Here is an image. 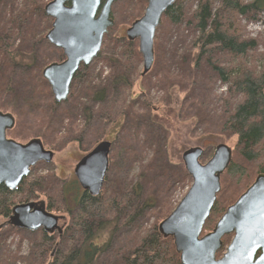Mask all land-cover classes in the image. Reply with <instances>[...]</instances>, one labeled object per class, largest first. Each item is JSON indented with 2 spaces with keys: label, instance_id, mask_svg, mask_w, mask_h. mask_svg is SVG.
Here are the masks:
<instances>
[{
  "label": "trees",
  "instance_id": "16d2710c",
  "mask_svg": "<svg viewBox=\"0 0 264 264\" xmlns=\"http://www.w3.org/2000/svg\"><path fill=\"white\" fill-rule=\"evenodd\" d=\"M147 1L139 0V6L142 4L146 7ZM185 1L177 0L164 14L160 25L163 28L167 22L171 26L187 28L190 35L186 42L188 39L190 41L185 55H181L179 50L171 49L167 71L161 76H151L159 59L156 53L153 71L145 76L140 75L141 90L142 93L147 90L146 96H141L137 103L129 102L126 98V90L133 87L132 82L137 78L136 70L143 61L138 42L133 43L122 37L116 40L109 31L97 59L110 70L111 75L105 83L91 85L93 81L90 73V81L86 80L88 88L82 97L84 100L76 104L79 109L83 107V115H86L90 124L87 123L86 132L73 125L74 133L70 132V135L79 132L81 135H88L95 127L96 130L101 129L99 134L102 135H113L114 132L123 135L127 131L134 132L135 135L145 134L144 141L141 142L142 145L149 146L152 158L148 164L140 165L139 176L128 177L123 184L117 183L114 187H111L109 179L106 180L98 197L84 192L76 180L62 182L55 177L51 181L47 178L38 181L32 178L33 173L15 192L5 186L0 187V219L8 220L17 204L43 200L49 212L60 214L58 216L69 220L65 223L62 236H57L58 242L55 236L41 233L27 258L34 260V264H46L47 256L54 247L56 251L53 257L50 255L49 264H182L173 239H166L159 229L160 221L168 217L174 207L163 210L165 213L155 214L160 206L159 197L155 196L158 192L154 193L155 190L160 191L157 188L161 179L168 183L167 187L172 183L192 182L181 161L175 163L168 153L170 144L175 140L174 125L179 124V121L183 123L185 119H194L191 126L196 124L206 132L210 130L206 133L208 135L228 134L237 137V143L233 147L235 159L226 171L222 191L206 223L208 233L214 229L227 209L252 185L248 182L251 174L249 167L245 166L257 164L258 175L264 174V50L260 51L259 40L246 38L245 28L241 25V18L257 20L264 13V0H197L194 10L191 7L187 12ZM101 2L104 4L106 0ZM48 3L45 4L44 0H9L6 4L5 0H0V111L7 110L8 97L16 96L17 87L14 84L13 90L10 89L12 84L9 81L15 69H23L32 74L41 66L42 59L35 47L39 37L41 36L40 42L44 41L43 38H46L52 27V24L50 26L47 23L45 14ZM111 18L115 19L113 12ZM139 18L140 16L134 19L133 23ZM155 39V47L159 52L161 48L158 37ZM204 67L210 70L216 81L228 86L229 98L234 99L233 102L223 101L220 112L215 117H212V104L205 98L199 100L196 93L198 79ZM37 74L44 84L43 91H47L45 98L42 97L51 103H39L38 99L43 91L37 90L38 83L36 92L26 94L29 95L26 96L30 101L29 106L34 109L36 105L43 115L50 117L53 125L59 123L64 129L71 113L68 110H63L60 114L55 111L60 104L52 100L51 90L42 77V66ZM74 80H78V74ZM74 85L75 83L68 100L63 104H72ZM154 93L162 94L158 98L164 105L162 114L160 109L154 112V104H157L154 103L156 97H152ZM184 93L185 97L180 102ZM87 100H97L99 103L91 106ZM9 108L10 111L15 110ZM103 118L105 127L112 126L113 133L105 132L101 122ZM95 119L97 124H94ZM210 124L215 131L210 129ZM118 131L120 132L117 133ZM18 136L21 135H13L12 138L21 143H27L31 139L30 135H25V139ZM38 139H41L46 149L57 150L55 143L52 140L49 143L45 135H40ZM58 140L55 139V142ZM177 167L176 174H172ZM227 181L228 185L224 186ZM51 182L58 184L56 190L59 192L61 207L57 205L58 196L55 198L50 194L55 190ZM233 183L236 184L235 191ZM152 219L155 223L146 228ZM121 229L132 234H127L119 242L118 231ZM113 244H116L114 248ZM112 258L116 260L113 261Z\"/></svg>",
  "mask_w": 264,
  "mask_h": 264
},
{
  "label": "water",
  "instance_id": "95a60500",
  "mask_svg": "<svg viewBox=\"0 0 264 264\" xmlns=\"http://www.w3.org/2000/svg\"><path fill=\"white\" fill-rule=\"evenodd\" d=\"M117 0H53L45 7V14L53 20L46 36L49 44L63 51L66 60L51 64L43 71L57 103L66 102L73 78L81 63L88 66L101 51L105 35L113 27V4ZM177 0H148L144 15L126 31V38L139 43L143 58V73L150 72L155 61V36L164 14ZM12 114L0 111V187L15 192L31 170L39 163H51L54 152L43 142L32 139L19 143L8 139L15 127ZM111 143L102 142L76 165L75 176L84 192L98 197L109 170ZM201 147L184 152L182 161L192 178V185L172 214L159 226L165 238L174 239L182 264H264V174L258 175L247 191L230 206L213 231L202 236L218 194L221 177L233 160L232 149L216 146L211 159L202 164ZM65 218L49 212L44 201L18 204L13 207L7 225L30 232L63 234L60 221ZM6 225H1L2 230ZM233 239L220 259L223 239ZM260 255L258 256V254ZM258 256V257H257Z\"/></svg>",
  "mask_w": 264,
  "mask_h": 264
},
{
  "label": "rangeland",
  "instance_id": "374dc122",
  "mask_svg": "<svg viewBox=\"0 0 264 264\" xmlns=\"http://www.w3.org/2000/svg\"><path fill=\"white\" fill-rule=\"evenodd\" d=\"M8 1L9 0H5L6 4H8ZM20 1H23V0H20ZM49 1L51 0H44L45 4L48 3ZM196 1L197 0H186L184 4L185 11L187 12L189 9H192V8L194 10V7L197 6ZM137 9L141 10V12L138 11ZM145 9L146 7H143L142 4H140L139 6V0H117L113 4L112 12L115 16V19H114L115 25L109 31L112 32L116 40L119 37H122V38H125V40H128L126 38V31L131 27L134 19L138 18L139 16L141 17L142 15H144ZM112 12H111V15H112ZM47 18H48L47 23H50V26H51V24H53L52 19L49 17ZM38 24H39V20H37L36 26H38ZM241 25L245 28L246 38L259 40L260 45H261L259 49L262 52L264 50V46H263L264 44V13L261 14L257 20L249 21V20H246L245 18H241ZM41 26H44V25L41 24ZM164 26L165 27L163 28L159 26L160 29L158 27L157 32H156V37H158V43L160 45L161 50L157 52V48L155 47V60H156V53H158L157 55L159 56V59H157V63L155 65L156 66L155 71L152 72L153 71V67H152V69L149 72V73L152 72L151 76H153L154 74L161 76L164 71H167L168 69L167 64L169 63V59H170L169 54H170L171 49L179 50L181 55H185V50L187 48L188 42L190 41V39H188V42H186L187 36L190 35V33L187 31V28L185 26H182V27L171 26L167 22ZM43 39L44 41L40 42L41 41V36H40L38 39L37 46L35 47V49H37L38 55H40V58L42 59V62H41L42 73L45 67H47L48 65H50L51 63L55 61H58L59 57L62 54L60 49L49 44L46 38H43ZM43 42H46V43H43ZM136 42L138 41H134L133 43H136ZM103 47H104V41H103L102 49ZM41 66L39 65L37 72L35 71L32 74H28L23 69H18V68L15 69V72L12 73V76L9 78V81L12 84L10 89L13 90L14 84L17 87L16 96L15 98L8 97L9 99L8 106H7L8 108L6 111H2L4 113H9V112L12 113L16 121V125L14 129L8 133V138L13 139L12 138L13 135H21L18 137L21 139H25L26 138L25 135H30L31 139H35V138H40V135L41 136L45 135L49 143L52 140V143L53 144L55 143L54 145L58 147L57 150L55 149V151L53 149L47 148V150L49 151L52 150V152L55 153L54 159L51 163H43V162L39 163L33 169V172H31L33 173L32 178L33 179L35 178L38 181H42L45 178L51 181L55 177L62 182L75 180L76 178L74 175V170H75L76 165L81 160V158L87 153H89L96 145L106 140L111 142L112 146H111V154L109 158V170H108L105 182L106 180L109 179V183L111 187H114L113 185L117 183L120 185L123 184L125 182V179L128 177L134 178L135 176H139L141 172L140 165L148 164L149 160L152 158V153L149 151V146L148 147L144 146L142 145V142H141V141H144L143 135L145 134L135 135L136 133L134 132L128 133L127 131L123 135H118L115 132L113 133L112 126L105 127V121L103 118L101 119V122H102V125L105 127V132L107 133L111 132L113 133V135H110L109 133L108 134L104 133L103 135L99 134V132H101V129L96 130V127L92 131H90V134L88 135L87 134L81 135L80 132L78 134L70 135V132L74 133V128H75L74 126H79L80 129L83 130L84 132L88 131V124L90 123L88 122V120H86V115L85 114L83 115L84 113L82 111L83 107L79 109L78 107H76V104L80 100H84V98L82 97L84 96V93L86 92L88 88L87 82L90 81L89 76L87 77V82L85 84L75 85L72 104L66 105V104L57 103L60 105L55 109V111L59 112V114L63 110H68L71 113L70 119L68 121L66 120L64 129L62 128V126H60L59 123H54L53 125L51 123L50 117L48 115H43L40 112V110L36 108V105H34V109L30 108L29 106L30 101H28L27 100L28 97H26L29 95H26V94L28 92L29 93L33 91L36 92V86L38 83H39V86L37 87V90L39 92L44 90V84L42 80L39 78V75L37 74L39 73V71H41ZM142 72H143V61H142L140 68L136 70L137 78H134V81L132 82L133 87L126 90V93H127L126 98L129 102L137 103L140 101L139 99L141 98V96H146L147 90H145L144 93H142V90H141L142 82H140L141 81L140 75L142 74ZM202 72L203 73L200 74V77L198 79V86L196 87V93H197L199 100L202 98H205L206 100H208V102H210V104H212L211 107L213 108H211V110L214 111V115L212 117H215L217 113L219 114L220 107L222 106L223 101L228 100V101L233 102L234 99L229 98L230 94L228 93V86L219 80L216 81V79L212 77L210 70L204 67ZM89 74L93 81V84L91 85H95L99 83H105V80L111 75V72L109 69L106 68V66L102 62L96 61L93 63V66L91 65ZM46 93L47 91H43L40 94L39 99H38L39 103L41 104H44L46 102L47 104L51 103L47 101L46 99H44L45 98L44 94ZM20 96L22 98H20ZM154 96L156 97V100L154 101V103H157V104H154V112H158V109H160L159 112L162 114V110H163L162 108H164V105L159 100L162 97V94L154 93L152 97ZM184 97H185V93L181 95L180 102L183 101ZM24 98H26L27 101ZM52 100L54 101V98H52ZM9 107L14 108L15 110L10 111ZM192 120L185 119L183 123L179 121V124L174 125V128L176 129V134L174 135L175 137L174 143L175 142L176 143H175V147H174V143L172 145L170 144L168 153L170 154V156L172 155L171 158L174 160L175 163H178V160H180L182 165L184 166L183 161H182V156L185 151L190 150L192 148L202 147L204 149V155L200 159V162L202 164H206L211 159V157L213 156L215 152L216 146L219 144L228 145L233 151V147L237 143L236 136L228 135V134L208 135L206 133L210 130H207L206 132L204 131L205 129L203 130L200 127H197L196 124L192 127L191 126ZM210 122L212 123V120ZM94 124H97L96 119H95ZM213 127L214 126L210 124V129H212V131H215L216 129H213ZM119 132L120 131H118L117 133ZM55 139L57 140L60 139V140L55 142ZM65 140L68 143H66ZM234 156L236 155H234V152H233V159H235ZM129 159H132V160L129 162ZM134 161H136L137 164ZM236 162L239 163L241 166H243L239 161H236ZM173 165L178 166L177 164H173ZM245 167L246 168L249 167L248 169L251 173L248 182L250 184H253L259 174L257 164L245 166ZM177 171H178V167H177V170H174L172 172V174L174 173L176 174ZM225 174L226 172L221 177V191H222L223 179L224 178L226 179ZM191 181H192V178H191ZM160 182L161 183L157 188V189L160 188L159 189L160 191H157L154 189L155 190L154 193L158 192L155 196L159 197L158 205L160 206L158 212H156L155 214L165 213L163 212V210L167 211L171 206H173L175 210L177 205L184 198V196L187 194L188 190L191 188V185H192V182L191 184H183V183L173 184L172 183L169 187H167L168 183L164 179H161ZM51 184L54 185L55 190L54 192L50 194H52V196L55 198H57L58 196L59 202L57 205L58 207H61L59 192L57 193V190H56L58 184H55V183L53 184V182H51ZM233 184H234V191H235L236 184L235 183ZM227 185H228V181L224 182V186H227ZM39 200H42V199H39ZM34 202H36V200H34ZM172 212L170 213V215L172 214ZM53 214L60 215L57 213H53ZM168 217H166L165 219H167ZM8 220L0 219V225L2 224L6 225L0 231V264H34V260L30 261L27 258L29 257L30 251L34 246L35 241L39 240L42 230H38L36 232H30V231H26L23 229L13 228L7 225ZM164 220L160 221L159 226ZM68 221L69 220L67 218L65 222L68 223ZM65 222H62V221L60 222V226H63V231L66 227ZM154 223L155 221L153 219L150 220L149 224L147 225L145 224L146 228H149L150 225ZM206 233L208 232L205 226L202 236H204ZM118 234H119V239H120L119 242H121L122 239L127 236L128 232L125 229H121L118 231ZM130 234L132 233L129 232L128 235ZM58 235H59L58 233H55L49 236H55L57 238ZM169 238H172V237H169ZM232 239H233L232 235L227 236L223 239V248L218 253L217 255L218 258L223 257L224 254L227 252V249ZM57 242H58V238H57ZM116 242L117 241H115V243ZM115 245L116 244H113V248L115 247ZM55 251H56V247H54L53 251L48 254L47 259H46V264H49L50 255L51 257H53V254H55ZM112 260L115 261L116 259L112 258Z\"/></svg>",
  "mask_w": 264,
  "mask_h": 264
},
{
  "label": "flooded vegetation",
  "instance_id": "af4514ba",
  "mask_svg": "<svg viewBox=\"0 0 264 264\" xmlns=\"http://www.w3.org/2000/svg\"><path fill=\"white\" fill-rule=\"evenodd\" d=\"M61 52H62V55L63 56H60L59 57V60L58 61H55V62H53V63H51V64H61V63H63L65 60H66V57L64 56V54H63V51L61 50ZM98 62V59L96 58L93 62H91L88 66H86L84 63H81L80 64V66H79V68H78V71L76 72V74H75V76L78 74V80H74L75 79V76H74V78H73V81H72V83H71V86L73 85V83H75V85H79V84H84V82H86V80H87V77L89 76V71H90V67H91V65L93 66V63L94 62ZM49 66V65H48ZM74 85V86H75ZM94 98H96V96L94 95ZM87 102H88V104L89 105H91V106H96L99 102L97 101V100H93V102H90V101H88L87 100ZM97 146V145H96ZM95 146V147H96ZM85 156V155H84ZM83 156V157H84ZM82 157V158H83ZM81 158V159H82ZM80 162V161H79ZM75 171V170H74ZM74 175H75V172H74Z\"/></svg>",
  "mask_w": 264,
  "mask_h": 264
}]
</instances>
